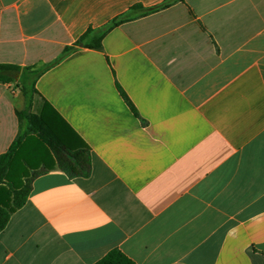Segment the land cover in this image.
Masks as SVG:
<instances>
[{"label": "crops", "instance_id": "0c3cea01", "mask_svg": "<svg viewBox=\"0 0 264 264\" xmlns=\"http://www.w3.org/2000/svg\"><path fill=\"white\" fill-rule=\"evenodd\" d=\"M166 1L0 0V64L51 65L30 112L49 103L91 153L87 175L34 179L0 264H95L113 249L136 264H264V0L144 14ZM128 14L101 49L62 58ZM24 75L0 82V156L28 129Z\"/></svg>", "mask_w": 264, "mask_h": 264}, {"label": "trees", "instance_id": "16d2710c", "mask_svg": "<svg viewBox=\"0 0 264 264\" xmlns=\"http://www.w3.org/2000/svg\"><path fill=\"white\" fill-rule=\"evenodd\" d=\"M175 1L168 0L158 7L145 10L144 14L166 8ZM134 18L131 14L123 15L99 29L89 28L74 45L65 48L62 58L79 48L101 49L105 36L112 29ZM49 67L51 65L34 70L0 64L1 83L18 81L17 76L25 71L20 85L28 102V108L18 112L22 128L26 124L28 129L22 131L9 150L0 156V233L7 227L12 214L26 204L36 177L57 167L72 177L87 175L91 170L90 148L49 103L45 104L40 115L30 112L36 92L35 83ZM118 89L138 115L126 93L120 86ZM95 264L136 263L119 249H113Z\"/></svg>", "mask_w": 264, "mask_h": 264}]
</instances>
